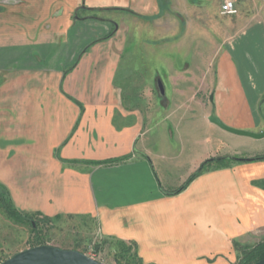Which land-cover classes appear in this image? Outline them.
<instances>
[{
    "label": "crops",
    "instance_id": "crops-1",
    "mask_svg": "<svg viewBox=\"0 0 264 264\" xmlns=\"http://www.w3.org/2000/svg\"><path fill=\"white\" fill-rule=\"evenodd\" d=\"M173 1L180 7L163 14L159 0H0V183L21 212L89 217L102 235L134 243L145 264H234V242L264 231V188L256 184L264 160L213 162L170 194L223 157L205 149L211 135L233 139L212 115L264 131V0H239L228 17ZM211 28L223 36L205 64L214 66L212 87L172 96L187 111L199 107L202 129L198 157L181 162L172 135L157 130L183 108L146 111L138 94L128 101L124 60L132 34H149L143 44L154 46L167 34L182 50L185 36ZM189 67L172 82L206 79L199 64ZM113 159L124 161L102 163Z\"/></svg>",
    "mask_w": 264,
    "mask_h": 264
},
{
    "label": "rangeland",
    "instance_id": "rangeland-1",
    "mask_svg": "<svg viewBox=\"0 0 264 264\" xmlns=\"http://www.w3.org/2000/svg\"><path fill=\"white\" fill-rule=\"evenodd\" d=\"M159 1L162 2L163 14L170 13L173 6H178L176 1L173 0ZM190 1L195 7L203 5L209 13L218 15L220 12L217 4L219 0ZM238 1L239 0H237V3ZM172 3H175V5H172ZM236 6L238 9V4H236ZM178 7H180V5ZM118 13L119 14L115 16H124L121 12ZM116 19L119 20V18ZM209 32L208 29H198L185 36L183 44L180 45L182 50H178L173 41L169 42L175 37H170L167 34H160L156 37L157 43H162V45L157 46H154L155 44H143V42H149L146 40L149 38V34L141 37L142 39L132 34L130 36V42L134 41L136 43L130 45L131 50L126 53V59L124 60L125 66L129 64V75H127L128 78L124 81L126 96L127 94L130 96L138 94L141 97H145L143 101L141 100L142 103H140V105L146 107V111H154V109H161L162 107L171 109L176 107V105H181V108H183L179 114L164 122L162 127L157 130V132L160 133L164 131L165 136L172 135L174 143L172 144V150L177 149L178 153L181 155V162H188L189 158L198 157L197 155L200 148L202 149L204 146H207L205 149H208V152L219 151V153H221L220 155L223 157L232 155L234 158L239 159H247L243 157H247L249 154H253L256 151L264 150V138L255 139L241 135H233L234 137L231 140H215L211 135L210 143L207 144L206 142L202 147L201 142H199L202 136V129L199 127V107L192 104L190 108L194 111H187V109L182 106L184 104H181V102H186L185 99L172 98L173 93L177 90H195L205 93L212 87L214 66L211 64L208 70L205 64H207V62L214 57L215 53L219 51L223 36L219 33L218 29L215 28H211ZM203 58L204 61L202 60ZM198 64L200 65V70L195 69V72L199 74L206 73L207 77L205 80L195 83H187L186 81L172 82V78L177 75V70L185 72L190 69L189 66L195 65L197 67ZM202 64H204L203 67L206 69H203L201 66ZM159 82L162 83L163 93ZM212 96L213 95L210 94L206 101L208 100L213 103L214 97L211 99ZM127 100L131 101V98L127 96ZM200 101H202V99H200ZM182 135L189 138L188 143L180 142ZM148 138L152 143L155 140L153 135H150ZM175 177L176 176L172 178L167 175L164 181L170 180V182L176 183L178 180H176ZM46 217L47 216H40L38 220ZM44 230L47 236L51 238V246L63 247L66 249L79 245L81 250L88 252L87 256L103 264H116L114 255L118 247L114 240L117 238L114 239L102 235L99 231L97 222L89 217L76 215L75 217H68L67 215H63V218L57 224H47ZM31 238L32 233L29 225L13 222L5 215L2 209H0V259L12 257L20 251L29 249ZM248 242L250 245L249 247H254L264 242V231L262 230L258 235L252 236L249 241L241 244L247 245ZM125 243L129 244L127 242ZM96 245L99 247L97 253L93 251ZM242 256L243 253H238V257L241 258ZM234 264H239V259H237Z\"/></svg>",
    "mask_w": 264,
    "mask_h": 264
},
{
    "label": "trees",
    "instance_id": "trees-1",
    "mask_svg": "<svg viewBox=\"0 0 264 264\" xmlns=\"http://www.w3.org/2000/svg\"><path fill=\"white\" fill-rule=\"evenodd\" d=\"M126 159V158H124ZM124 159H113L102 162L104 164H115L124 161ZM264 160V155H259L250 159H239L234 157H222V158H213L202 164L201 168L196 171L180 188L172 192L170 195H176L181 193L186 187L199 176L201 173L210 169V164L213 162L224 163L227 162H255ZM98 164V163H97ZM100 164V163H99ZM256 184L264 188V180L256 182ZM0 209L5 213V215L15 223L22 225H29L32 233L31 245L29 248H34L43 245H50L51 238L45 233V226L47 224H57L62 218L63 215H56L54 217H46L44 219L38 220V217L42 216L37 213H23L18 210L12 200L9 190L0 183ZM68 217H75L74 215H67ZM115 239V238H114ZM116 242L117 251L114 255L116 264H145L143 260L138 256L137 249L134 243L126 244L121 240H114ZM53 246V245H52ZM234 246L238 253H243V256L239 259V264H255L264 259V242L259 243L254 247H249L248 245H242L239 242H234ZM58 247V246H57ZM65 249L63 247H59ZM68 250L80 251L87 255V251L81 250L79 245L66 248ZM95 253L99 251V247L96 245L94 250ZM17 254V253H16ZM14 256V255H13ZM10 257L0 259V264L6 261Z\"/></svg>",
    "mask_w": 264,
    "mask_h": 264
},
{
    "label": "water",
    "instance_id": "water-1",
    "mask_svg": "<svg viewBox=\"0 0 264 264\" xmlns=\"http://www.w3.org/2000/svg\"><path fill=\"white\" fill-rule=\"evenodd\" d=\"M161 91L163 93L162 83L159 82ZM212 99V97H211ZM210 122L219 126L223 130L235 135L248 136L255 139H263L264 131L261 133H252L244 130H237L225 125L219 118L212 115L209 118ZM2 264H103L86 254L76 251L62 249L56 246L43 245L34 248H29L20 251L14 256L8 258ZM264 264V259L255 263Z\"/></svg>",
    "mask_w": 264,
    "mask_h": 264
},
{
    "label": "built area",
    "instance_id": "built-area-1",
    "mask_svg": "<svg viewBox=\"0 0 264 264\" xmlns=\"http://www.w3.org/2000/svg\"><path fill=\"white\" fill-rule=\"evenodd\" d=\"M237 0H222L220 14L224 17L234 16L237 14Z\"/></svg>",
    "mask_w": 264,
    "mask_h": 264
}]
</instances>
